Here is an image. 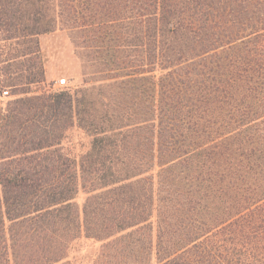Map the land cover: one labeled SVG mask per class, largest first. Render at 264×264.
I'll list each match as a JSON object with an SVG mask.
<instances>
[{"label":"trees","instance_id":"obj_1","mask_svg":"<svg viewBox=\"0 0 264 264\" xmlns=\"http://www.w3.org/2000/svg\"><path fill=\"white\" fill-rule=\"evenodd\" d=\"M57 29L76 87L46 77ZM82 235L91 264H264V0H0V264Z\"/></svg>","mask_w":264,"mask_h":264},{"label":"rangeland","instance_id":"obj_2","mask_svg":"<svg viewBox=\"0 0 264 264\" xmlns=\"http://www.w3.org/2000/svg\"><path fill=\"white\" fill-rule=\"evenodd\" d=\"M42 56L44 59L46 77L50 86L58 89L65 86L76 87L83 83L85 72L95 70L91 66L92 58L79 46L76 30L57 29L50 33L40 35ZM66 78L67 84H57L58 79ZM4 100L9 94L4 95ZM91 137L81 128L75 126L69 132L68 148L71 154L79 157L90 145ZM79 203L84 200V193L77 197ZM101 242L88 238L85 235L72 242L68 259L72 264H91L96 258Z\"/></svg>","mask_w":264,"mask_h":264},{"label":"built area","instance_id":"obj_3","mask_svg":"<svg viewBox=\"0 0 264 264\" xmlns=\"http://www.w3.org/2000/svg\"><path fill=\"white\" fill-rule=\"evenodd\" d=\"M57 84H59L61 86H64L65 84H67V79L66 78H60V79H58ZM3 94L7 95L8 94V90H4Z\"/></svg>","mask_w":264,"mask_h":264}]
</instances>
